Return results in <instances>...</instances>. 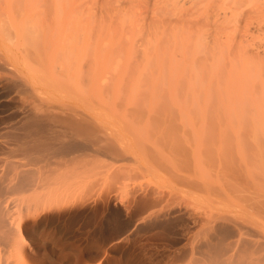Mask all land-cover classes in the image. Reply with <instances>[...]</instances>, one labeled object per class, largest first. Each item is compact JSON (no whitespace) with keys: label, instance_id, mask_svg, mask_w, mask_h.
Returning a JSON list of instances; mask_svg holds the SVG:
<instances>
[{"label":"bare ground","instance_id":"obj_1","mask_svg":"<svg viewBox=\"0 0 264 264\" xmlns=\"http://www.w3.org/2000/svg\"><path fill=\"white\" fill-rule=\"evenodd\" d=\"M253 32L264 0H0V264H264Z\"/></svg>","mask_w":264,"mask_h":264},{"label":"rangeland","instance_id":"obj_2","mask_svg":"<svg viewBox=\"0 0 264 264\" xmlns=\"http://www.w3.org/2000/svg\"><path fill=\"white\" fill-rule=\"evenodd\" d=\"M4 28H5V27H2L3 30H6V28H5V29H4ZM2 29H1V33L3 34V30H2ZM111 29L114 30V27H113V28H110L109 31H112ZM119 29H120V28H119ZM119 29H118V33H120V34L122 33L123 30L125 31V29H121V31H120ZM115 30H116V29H115ZM115 30H114V31H115ZM241 30H242V28H241ZM241 30H240V28H238L237 31L240 32ZM116 31H117V30H116ZM116 31H115V32H112V33H116ZM119 31H120V32H119ZM126 31H127V30H126ZM237 31H236V32H237ZM128 32H129V31H128ZM128 32H127V33H128ZM238 32H237V33H238ZM112 33L109 35V41H110L111 43H112L111 40H112V38H114V37H119V38L121 37V40L118 38V40L121 41L120 43L125 42L126 39H127L129 42L131 41L130 39H128V38H126V37L123 36V35H125V34H122V36H119V34L116 33V34H114V37H113ZM124 33H125V32H124ZM198 33H199L198 35H201V34H202V32H198ZM226 35H228L229 37H232V36L235 35V34H234V32H233L232 30H229V29L223 31V33H222V36H224L223 39H222L223 41H225ZM236 35H237V34H236ZM252 35H253V37L250 38V39H248L249 43H258L259 40L262 41L263 38H264V33L261 35L260 33L257 34V33H255V32H253ZM111 37H112V38H111ZM261 37H262V40H261ZM110 38H111V39H110ZM199 39H200V36H199V38H198V37H197V33H196V35H194L193 37H191V38L189 39V41H190V42H195L196 40L198 41ZM236 39L238 40V39H240V37L237 35V38H236ZM236 39L233 38V40H231V41H237ZM115 40H116V42L118 41L116 38H115ZM127 40H126V41H127ZM208 40H210V39H208ZM128 41H127V43H128ZM210 41H211V40H210ZM113 42H114V41H113ZM111 43L109 44V45H110L109 47L112 46V48H113V45H114V46H115V47H114V50H115V48H116L115 51H117V50L119 51V52H115V53L117 54V55H116V54H114V50L112 51V48L110 49V50H111L110 53L112 52V54H113L114 56H113L112 54H111V56H109V58H108V60H109V61H108V64H109L111 67H113L114 63H115V64H116V63H121V61L118 62L119 59H120V58L118 57V53H119V55H122V54H123V50L126 52V51H127L132 45H133L134 48H138V45L143 44V43H145V42L138 41V42H135L136 45L134 44V41H133V42L131 41L130 44H129V43H128V44H125V43H124V44H121V47L123 46L122 48H124V49H122V50H121V47H118V45H116L115 42H114L115 44H112V45H111ZM117 43H119V41H118ZM131 43H132V44H131ZM116 46H117V47H116ZM124 46H125V47H124ZM128 46H129V47H128ZM120 53H121V54H120ZM115 55H116V57H117V60H116L117 62H116L115 60H112V61H111V59H110V57H113V58H114ZM120 57H123V55L120 56ZM118 58H119V59H118ZM115 59H116V58H115ZM120 60H121V59H120ZM135 60H136V59H135ZM110 61H111V63L113 62V65H111ZM117 65H119V64H117ZM117 65H114V68H115ZM117 69H120V68H117ZM117 69H113V70L116 72ZM113 70H111V71L113 72ZM120 70H122V69H120ZM117 73H118V71H117ZM120 73H122V71H120ZM120 73H119V74H120ZM112 74H114V73H112ZM192 248H193V249H192V254H191L190 256H196L195 251H194V246H193ZM113 259L115 260V258H113ZM113 259L110 261V264H115L114 262H116V261L113 262ZM142 262H143L142 260H141V262H140V260H139V261H136L135 263H136V264H137V263L142 264ZM186 262H187V261H186V259H185V260H183V262L180 261L179 264H186Z\"/></svg>","mask_w":264,"mask_h":264}]
</instances>
